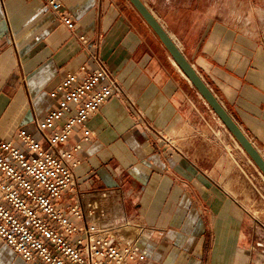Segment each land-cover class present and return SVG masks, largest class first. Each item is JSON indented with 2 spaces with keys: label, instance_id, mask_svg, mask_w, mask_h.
I'll use <instances>...</instances> for the list:
<instances>
[{
  "label": "crops",
  "instance_id": "obj_1",
  "mask_svg": "<svg viewBox=\"0 0 264 264\" xmlns=\"http://www.w3.org/2000/svg\"><path fill=\"white\" fill-rule=\"evenodd\" d=\"M60 1L62 12L46 0H0V136L18 142L20 129L34 133V114L56 105L50 92L99 54L127 96L116 93L90 117L88 139L76 127L63 145L78 161L86 205L98 200L107 222L154 229L143 264H264L253 163H241L243 174L223 157L221 123L158 35L129 0ZM213 1L177 36L195 41L196 64L181 50L263 154L264 15L258 30L239 17L237 0L229 8ZM0 264L28 263L0 237Z\"/></svg>",
  "mask_w": 264,
  "mask_h": 264
},
{
  "label": "built area",
  "instance_id": "obj_2",
  "mask_svg": "<svg viewBox=\"0 0 264 264\" xmlns=\"http://www.w3.org/2000/svg\"><path fill=\"white\" fill-rule=\"evenodd\" d=\"M46 1L62 12L60 0ZM61 19L75 29L68 14ZM80 39L87 41L84 35ZM94 62L60 80L50 92L56 105L43 117L34 114V133L20 129L18 142L0 136V237L28 264H143L148 257L154 229L128 220L107 222L108 210L98 200L86 205L76 188L78 161L63 149L76 127H85L88 139L90 117L111 97L127 96L99 54ZM108 194L103 191L100 198Z\"/></svg>",
  "mask_w": 264,
  "mask_h": 264
},
{
  "label": "rangeland",
  "instance_id": "obj_3",
  "mask_svg": "<svg viewBox=\"0 0 264 264\" xmlns=\"http://www.w3.org/2000/svg\"><path fill=\"white\" fill-rule=\"evenodd\" d=\"M151 11L155 14L159 21L167 28L169 33L175 39L180 48H182L187 55L189 56L191 62L196 64L195 57L190 54V52L194 49L195 41L188 39H180L178 38L183 33V30L186 29V26L183 25L184 20H201L199 17V12L206 10L210 5H213V0H144ZM219 3H226V7L229 5V0H221ZM190 11H187V9ZM229 8V7H228ZM225 10H228L225 8ZM237 11L240 18L252 17L255 22V28L261 30V20L260 18L264 15V0H237ZM257 22V23H256ZM178 36V37H177ZM195 53V52H194ZM209 82V83H208ZM207 83L212 87V83L207 80ZM215 90V89H213ZM216 92V91H215ZM205 109L208 113L214 115L213 119L215 124L221 123V132H219L221 147L223 157L228 159L230 163H236L239 171L241 170V163H253L251 173L248 172V176L252 179V187L254 193L258 196L259 199L264 198V179L261 176L260 170L254 164V162L250 159L248 154L243 150L240 144L236 141V139L232 136L223 122L218 118V116L214 113L211 107L205 104ZM207 126L213 127L214 121H210L207 117ZM209 122V124H208ZM217 133L218 130L214 129ZM232 142V144H231ZM242 148V149H241ZM264 154V153H263ZM242 173L244 170H241ZM244 174V173H243ZM263 175V174H262ZM257 215V214H255Z\"/></svg>",
  "mask_w": 264,
  "mask_h": 264
},
{
  "label": "water",
  "instance_id": "obj_4",
  "mask_svg": "<svg viewBox=\"0 0 264 264\" xmlns=\"http://www.w3.org/2000/svg\"><path fill=\"white\" fill-rule=\"evenodd\" d=\"M163 42L175 63L180 67L201 97L207 102L232 136L248 154L264 176V156L254 141L222 103L207 81L185 56L175 39L143 0H129Z\"/></svg>",
  "mask_w": 264,
  "mask_h": 264
},
{
  "label": "bare ground",
  "instance_id": "obj_5",
  "mask_svg": "<svg viewBox=\"0 0 264 264\" xmlns=\"http://www.w3.org/2000/svg\"><path fill=\"white\" fill-rule=\"evenodd\" d=\"M173 62L175 63V61L173 60ZM176 64V63H175ZM242 149V148H241Z\"/></svg>",
  "mask_w": 264,
  "mask_h": 264
}]
</instances>
